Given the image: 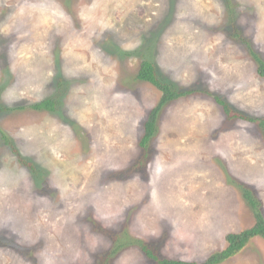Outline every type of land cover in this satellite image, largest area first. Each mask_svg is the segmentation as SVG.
Here are the masks:
<instances>
[{
    "label": "rangeland",
    "instance_id": "374dc122",
    "mask_svg": "<svg viewBox=\"0 0 264 264\" xmlns=\"http://www.w3.org/2000/svg\"><path fill=\"white\" fill-rule=\"evenodd\" d=\"M251 49L264 60V0H0V264H160L142 243L201 262L251 227L241 186L264 213ZM144 59L195 90L162 108L146 147L162 92L137 78ZM215 95L258 119L229 118ZM50 97L56 110L32 107ZM218 264H264V238Z\"/></svg>",
    "mask_w": 264,
    "mask_h": 264
},
{
    "label": "trees",
    "instance_id": "16d2710c",
    "mask_svg": "<svg viewBox=\"0 0 264 264\" xmlns=\"http://www.w3.org/2000/svg\"><path fill=\"white\" fill-rule=\"evenodd\" d=\"M235 36L241 40L242 42H246V39L242 36L241 32L237 28H235ZM251 53L254 58L259 63V73L264 76V60L253 50L251 49ZM137 78L143 81L150 82L154 86H156L161 92L162 95L158 101V103L152 108L150 111L148 118L145 122V130L141 139V146L146 147L152 137L155 135L157 130V120L160 111L162 108L170 101L183 97L185 95L191 94L195 92L193 89H177L171 83L163 80L155 66V64L148 60L144 59L141 62L140 69L137 74ZM216 101L221 104L224 108L225 113L229 116V118H241L244 120L254 121L258 118L249 116L239 110H237L234 106H232L227 100L219 95H215ZM58 106V101L55 98H46L40 102L32 104V107L35 109H48V110H56ZM261 123L264 124V119L261 120ZM5 141L10 143L11 141L8 139L6 134L2 133ZM19 159L25 165L30 167L32 170L34 168V164L27 160L23 155L19 153ZM243 190V195L248 201L249 205L253 208L255 214V223L240 232H229L226 235L227 245L222 250L214 252L210 254L205 260L198 261H185L179 259H169V258H160L156 255V253L150 249L145 243H142V247L146 254L158 260L160 264H218L224 261L225 259L237 254L241 251L253 237H261L264 238V213L262 210V204L260 200L254 195L253 191L246 187L241 186Z\"/></svg>",
    "mask_w": 264,
    "mask_h": 264
}]
</instances>
